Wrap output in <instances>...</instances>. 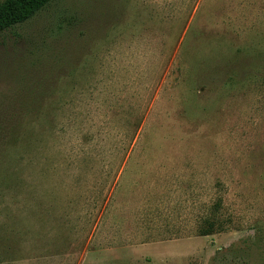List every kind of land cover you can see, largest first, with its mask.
I'll return each mask as SVG.
<instances>
[{"label": "rangeland", "instance_id": "374dc122", "mask_svg": "<svg viewBox=\"0 0 264 264\" xmlns=\"http://www.w3.org/2000/svg\"><path fill=\"white\" fill-rule=\"evenodd\" d=\"M222 256L264 264V0H51L0 32V264Z\"/></svg>", "mask_w": 264, "mask_h": 264}, {"label": "trees", "instance_id": "16d2710c", "mask_svg": "<svg viewBox=\"0 0 264 264\" xmlns=\"http://www.w3.org/2000/svg\"><path fill=\"white\" fill-rule=\"evenodd\" d=\"M51 0H0V32L17 24L24 23L35 15L39 10L44 8ZM213 77L214 74L207 75ZM217 202L211 207L208 215L202 217L196 227L197 236H207L214 233L222 232L226 229L227 220L220 216L217 212ZM173 239L172 237L164 236L161 240ZM238 257L244 263L243 257L250 255L248 249H240L237 252ZM225 257H220L218 264H225ZM240 264H243L242 262Z\"/></svg>", "mask_w": 264, "mask_h": 264}, {"label": "crops", "instance_id": "0c3cea01", "mask_svg": "<svg viewBox=\"0 0 264 264\" xmlns=\"http://www.w3.org/2000/svg\"><path fill=\"white\" fill-rule=\"evenodd\" d=\"M177 239H180V238L165 239V240H160V242L168 241V240H170V241H175V240H177ZM160 242H156V243H160ZM153 243H155V242H153ZM144 245H146V244H140V246H135L134 251L136 252V251L138 250V248H140V247H142V246H144ZM130 250L133 251V250L131 249V247H130Z\"/></svg>", "mask_w": 264, "mask_h": 264}]
</instances>
